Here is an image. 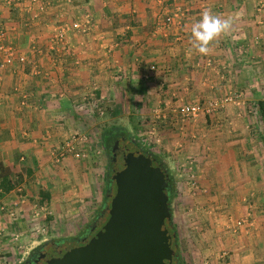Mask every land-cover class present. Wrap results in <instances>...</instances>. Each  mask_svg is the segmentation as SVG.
<instances>
[{"label": "crops", "instance_id": "0c3cea01", "mask_svg": "<svg viewBox=\"0 0 264 264\" xmlns=\"http://www.w3.org/2000/svg\"><path fill=\"white\" fill-rule=\"evenodd\" d=\"M23 4L13 9L29 17ZM205 8L232 19L230 33L208 56L197 54L190 42V27ZM39 13L31 17L35 27L19 26L10 37L25 55L24 65L0 69V179L11 185L0 187V245L15 233L12 228H27L30 215L37 214L46 228L72 217L62 210L69 206L64 194L37 169L44 158L48 166L75 160L57 136L65 119L75 118L70 103L79 100L88 79L94 93L102 86L104 94L116 92L123 101L142 99V112L157 117L154 127L159 123L170 131L172 159L188 166L172 218L185 221L192 261L264 264V121L256 105L264 99V0H47ZM85 19L88 31L63 33L62 57L52 62L55 51L47 39L54 23ZM37 65L57 75L61 95L43 99L33 93L49 83L32 73ZM227 95L232 99L221 101ZM209 100L219 103L210 112L190 118L176 112L182 103ZM44 115L58 119L43 120ZM28 186L36 187L35 201Z\"/></svg>", "mask_w": 264, "mask_h": 264}, {"label": "rangeland", "instance_id": "374dc122", "mask_svg": "<svg viewBox=\"0 0 264 264\" xmlns=\"http://www.w3.org/2000/svg\"><path fill=\"white\" fill-rule=\"evenodd\" d=\"M1 3L6 6L5 11L4 9H0V69L2 70L13 62L19 63L21 66L26 62L25 55L11 42L10 37L14 35L15 28L19 26H25L28 29L35 27L36 23L33 24L32 22L37 19V16L40 14L39 12L44 10V6H47V0H27L24 4L22 0H0V4ZM22 4L30 11L29 17L24 16V13L18 16L16 15L19 9L14 10L13 8L19 6L20 9H22ZM2 12L3 14L1 15ZM8 12L9 15L6 16ZM31 17L33 19L35 18V20L32 21ZM73 22H77L79 27L72 28L71 24ZM55 23L52 33L47 39L48 48L55 51L51 52L52 62H57L56 59L62 57L60 52L61 48H58L61 47V40L64 36L58 35L62 27L64 34L71 30V28L75 31L79 30L80 32H85L88 31L89 20L85 19L82 23L76 20L63 23L61 21L59 24L58 22ZM66 57H68V55ZM54 66L55 65H53V67ZM38 67L39 65H37V67L35 66L34 69H32V73L34 75H39L42 78L41 82L45 80L49 83H45L43 87L41 84L38 89L32 90L33 93L37 94L40 92V95L43 94V99L56 98V93L59 92L55 80L57 75H49L48 71L50 70L48 68L41 70L38 69ZM87 80H84L85 83L83 85V91L86 93L82 92L79 96V100L71 101L72 103H70V110L68 112L75 114V118H66L63 124L66 125V128H60L62 132L57 136L58 140L62 138L60 142L63 146L70 147V150L63 149V151L70 152L71 154L73 152L76 153V155H72L75 160H70L68 163L62 162L61 164L59 159H57V161L55 160V162H52L48 166L46 158H44L40 162L41 168L37 169V172L42 174V177L44 176L43 174L47 173L49 175V177H47L50 185H55L53 188L60 190L62 196L64 194L66 197L64 200L69 202V206L65 208L64 204L62 210H69L68 213L72 214V217H68L67 219L63 216L55 223L53 222L54 225L52 227H47V230L44 224H41L38 220L39 217L37 214L34 215V217L30 215L32 219L28 220V217L26 218L28 220V225L26 224L27 228L18 229V231L21 232L13 230L12 228L10 231L15 233L9 235L8 239L5 238L4 241L1 242L0 264H18L19 260L24 258L32 248L42 241L50 238L76 236L89 224H92L94 219H96L94 227H98L106 218L107 208L105 206V199L107 186L105 187L104 181L108 169L105 146L101 144V135L103 132L106 133L107 131H110L111 134L115 132H125L138 146L160 160L165 168L167 176L171 178L174 186L173 194L169 200V208L171 221L175 226V230L177 227L180 233L177 237V247L181 261L183 264H199L198 262L192 261L189 250L186 249L187 240L184 235L185 221L179 216L176 219L172 218V210L175 209V203L177 202L176 197L186 183L188 166L185 163L186 160L178 164L172 159L174 153L168 149V143L166 142V140L170 139V131L164 132L166 128H162L164 126L161 124L159 125V123L157 128L154 127V120L156 121L157 117L154 115H147L144 111L142 112V99H138L137 96H135L132 99L126 97V100L123 101L116 92H113L110 96L104 94V88H102V86H96L98 93H94V88L92 87L95 85L92 84V82L88 83ZM122 87L121 85L117 86L119 91L122 90ZM42 88L43 90L40 91ZM135 89V86H131L130 93H133ZM15 90H17V86ZM58 94L61 95L60 92ZM21 98L24 99L23 94ZM41 104L43 105V101ZM180 105L176 108V112H179ZM41 106H36V109ZM55 113H57V111ZM178 114L179 113H177V115ZM176 118L179 120L178 116ZM57 119V115L54 117H47L44 115L43 118V120H49L54 123H56L55 121ZM53 127H55V125ZM109 141H111V136L108 142ZM114 144L116 145L117 143L114 142ZM117 151L122 153L121 148H118L116 152ZM53 153L57 158L60 157L55 151H53ZM43 155L45 154L42 153L39 159H42ZM120 162H124V159H120ZM28 175H30V173H28ZM52 177L54 181L51 180ZM19 181L20 180H18V182ZM28 188V192L31 194L29 195V200L35 201L37 199V197H35L36 193H34L36 187L28 186ZM40 200L43 199L40 198ZM99 213L100 215H98ZM182 214L184 216L183 209ZM32 221H34V223Z\"/></svg>", "mask_w": 264, "mask_h": 264}, {"label": "water", "instance_id": "95a60500", "mask_svg": "<svg viewBox=\"0 0 264 264\" xmlns=\"http://www.w3.org/2000/svg\"><path fill=\"white\" fill-rule=\"evenodd\" d=\"M120 148L124 162L112 164L106 219L83 243L45 264H171L165 168L142 155L132 139Z\"/></svg>", "mask_w": 264, "mask_h": 264}, {"label": "flooded vegetation", "instance_id": "af4514ba", "mask_svg": "<svg viewBox=\"0 0 264 264\" xmlns=\"http://www.w3.org/2000/svg\"><path fill=\"white\" fill-rule=\"evenodd\" d=\"M125 132H115L111 135V141L108 142L105 148V154L107 156V173L104 181V185L107 186V192L109 191L110 184L113 182L110 175L113 172V163H120V159H122V154L119 153L116 150L120 148L122 143H124L125 140L131 139L129 136L125 135ZM116 141V145L114 142ZM136 147L138 148V151L141 152L142 155L150 156L154 163L159 162L158 158L153 156L151 153L145 151L140 146L137 145L135 142ZM163 165H161L162 167ZM167 190V188H166ZM101 213V212H100ZM100 213L98 215H100ZM97 215V216H98ZM107 217V216H106ZM106 219V218H105ZM104 219V220H105ZM103 220V221H104ZM96 219L93 220L92 224H89L82 232H80L78 235L73 237H58V238H50L48 240L42 241L40 244L32 248L29 253H27L24 258L19 260L18 264H45L49 259H51L53 256L61 254L65 249H67L70 246L77 245L83 243L102 223L103 221L98 225V227H94ZM172 264V260H171Z\"/></svg>", "mask_w": 264, "mask_h": 264}, {"label": "clouds", "instance_id": "9594fccd", "mask_svg": "<svg viewBox=\"0 0 264 264\" xmlns=\"http://www.w3.org/2000/svg\"><path fill=\"white\" fill-rule=\"evenodd\" d=\"M231 27V18H222L210 8L203 9L200 18L190 27L191 49L202 56L210 55L220 39L230 33Z\"/></svg>", "mask_w": 264, "mask_h": 264}, {"label": "trees", "instance_id": "16d2710c", "mask_svg": "<svg viewBox=\"0 0 264 264\" xmlns=\"http://www.w3.org/2000/svg\"><path fill=\"white\" fill-rule=\"evenodd\" d=\"M256 105H257V110H258V113H259V116L260 118H262V120L264 121V99L262 100H258L256 102ZM111 132L110 131H107L106 133H102V137H101V144L105 146L106 148V145L108 144V140L111 136ZM8 181V180H7ZM6 184V181L5 179L2 177L0 179V187L3 189H7L9 187H11V185H5ZM106 187V185H105ZM167 190V201H168V205H169V200H170V197L171 195L173 194V182L171 180V178H169L168 176V179H167V186H166ZM170 210V208H169ZM166 226L168 228V231L170 233H172V237H171V248L173 250V254H172V263L174 264H183L182 261H181V257L179 255V251H178V244H177V236H176V231H175V226L173 224V222L171 221V213H170V218L166 221Z\"/></svg>", "mask_w": 264, "mask_h": 264}, {"label": "built area", "instance_id": "2783aa9c", "mask_svg": "<svg viewBox=\"0 0 264 264\" xmlns=\"http://www.w3.org/2000/svg\"><path fill=\"white\" fill-rule=\"evenodd\" d=\"M72 28H78L79 24L77 22H73L71 24ZM63 27L62 30L58 33V35L62 36L63 35ZM150 68H153V65L149 66ZM232 96L231 95H227L224 96L222 98L221 101H226V100H231ZM219 103L216 100H209L208 102H206V104H199L198 102H186V103H182L179 107V113L181 116L183 117H194L196 116L200 111H204V112H210L211 110L215 109L216 106H218ZM67 145V144H64ZM63 149H68L70 150V147L68 146H63Z\"/></svg>", "mask_w": 264, "mask_h": 264}]
</instances>
